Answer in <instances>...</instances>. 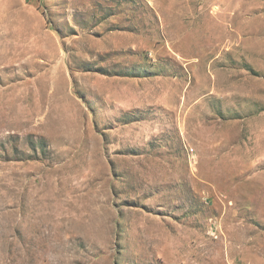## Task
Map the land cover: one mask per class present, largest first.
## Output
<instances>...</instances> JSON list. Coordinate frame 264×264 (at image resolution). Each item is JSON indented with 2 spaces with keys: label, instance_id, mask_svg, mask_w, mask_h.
<instances>
[{
  "label": "rangeland",
  "instance_id": "1",
  "mask_svg": "<svg viewBox=\"0 0 264 264\" xmlns=\"http://www.w3.org/2000/svg\"><path fill=\"white\" fill-rule=\"evenodd\" d=\"M0 264H264V0H0Z\"/></svg>",
  "mask_w": 264,
  "mask_h": 264
}]
</instances>
